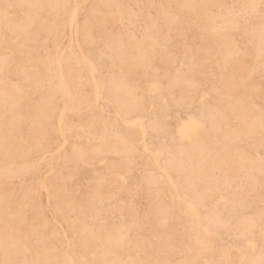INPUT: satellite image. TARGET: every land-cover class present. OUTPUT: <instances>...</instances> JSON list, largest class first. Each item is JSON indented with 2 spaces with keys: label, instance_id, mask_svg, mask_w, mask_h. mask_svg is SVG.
<instances>
[{
  "label": "rangeland",
  "instance_id": "obj_1",
  "mask_svg": "<svg viewBox=\"0 0 264 264\" xmlns=\"http://www.w3.org/2000/svg\"><path fill=\"white\" fill-rule=\"evenodd\" d=\"M0 8V264H264V0Z\"/></svg>",
  "mask_w": 264,
  "mask_h": 264
},
{
  "label": "bare ground",
  "instance_id": "obj_2",
  "mask_svg": "<svg viewBox=\"0 0 264 264\" xmlns=\"http://www.w3.org/2000/svg\"><path fill=\"white\" fill-rule=\"evenodd\" d=\"M83 2V1H82ZM3 16V11L0 8V20ZM77 21V10H74L72 13V17H71V26L73 25V22L76 23ZM77 24V23H76ZM65 63L64 58L63 59H58L57 60V66H58V79L60 81V86H59V92H61L63 95L67 96L69 99H73L75 97V94L70 90V86L68 85L65 75H64V71H63V65ZM96 89L99 91L100 88V84L96 83L95 85ZM63 110V109H62ZM66 110V108L64 109V111ZM60 132L63 134V130H62V122L60 121ZM204 123L201 122L199 119H197L196 117H190L188 120L184 121L182 123V125L179 128V132L181 134V138L184 140H193L197 138V135L204 129ZM247 132V130H246ZM64 135V134H63ZM63 143H66L67 138L66 136H63ZM4 136H0V153L1 151L4 150ZM6 150H4L3 155H6ZM1 210V209H0ZM188 213L191 214V216H196L197 214V210L195 207H190L188 209ZM6 215V213L4 211H2V213L0 214V220L3 219V217ZM205 233L209 234V230L206 229Z\"/></svg>",
  "mask_w": 264,
  "mask_h": 264
}]
</instances>
